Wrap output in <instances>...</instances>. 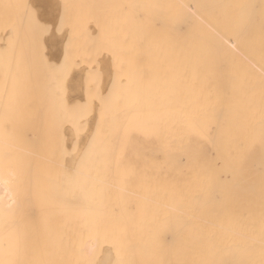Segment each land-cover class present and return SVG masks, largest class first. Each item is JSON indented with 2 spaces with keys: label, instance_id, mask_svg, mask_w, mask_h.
Masks as SVG:
<instances>
[{
  "label": "bare ground",
  "instance_id": "bare-ground-1",
  "mask_svg": "<svg viewBox=\"0 0 264 264\" xmlns=\"http://www.w3.org/2000/svg\"><path fill=\"white\" fill-rule=\"evenodd\" d=\"M99 1L101 7L106 4ZM126 1L128 5L161 7L124 9V15L129 14L130 25V44L126 46L130 47L129 73L114 76V82L108 84V98L101 107H94L89 87L86 89L81 83L84 91L77 76L70 75L74 76L69 85L72 89L68 86L72 93L69 94L66 86L68 81L65 85L68 89L63 92L67 128L58 145H53L58 146V152L67 154L64 160H51L47 156L37 159L34 147L29 145L32 140L28 139H18L17 145L3 152L7 155L3 154L6 165L5 168L1 165L4 169L0 172V259L5 264L17 261L20 264H220L222 261L264 264L259 169L264 151L259 134L261 120H264L262 0ZM87 3L89 1L83 7L87 8ZM92 5V10L100 8ZM92 5L86 11L81 7L85 16L91 12ZM51 6L49 3L43 6L45 14L52 12ZM60 10L63 12L62 8ZM90 14L82 16L84 26ZM42 16L46 18L44 12ZM5 21L0 27V107L11 108L18 104L30 108L61 107L53 87V75L45 76L36 69L33 88L21 84V71L17 68L22 60L21 46L24 48L27 44L24 42L23 46L24 38L21 41L23 25L15 29ZM89 26H86L88 33L92 32ZM60 27L62 29V25ZM29 29L33 31L35 27H28L26 38L29 33L32 37ZM68 29L69 26L67 32ZM128 29L126 26L124 36ZM146 33L150 34V40H144ZM111 37L107 39V35L108 44L113 40ZM91 38L90 42L96 37ZM47 39L48 45L51 40ZM113 43L115 45V40ZM57 47L56 50L49 48L56 53L61 50ZM64 47L68 48L66 44ZM48 51L45 52L49 54ZM60 53L59 56L63 54ZM52 57L55 59L54 54ZM13 68L19 71L16 75L14 69L16 81ZM83 97L89 100V107L85 106L86 99L85 105L81 102ZM222 135L244 142L245 167L251 177L248 184L234 189L226 197L215 194L219 178L210 170L219 155L207 152L202 169L208 170L193 174L186 152L189 144L203 145L209 136L219 140ZM96 136L100 158L94 161V167L107 181L106 203L102 205L96 199L73 191L57 195L66 170L79 163L83 149ZM37 146L44 155L50 151V145L45 143L39 142ZM10 194L15 204L14 215L8 218L14 226L9 228L5 226V210L12 203Z\"/></svg>",
  "mask_w": 264,
  "mask_h": 264
},
{
  "label": "rangeland",
  "instance_id": "rangeland-1",
  "mask_svg": "<svg viewBox=\"0 0 264 264\" xmlns=\"http://www.w3.org/2000/svg\"><path fill=\"white\" fill-rule=\"evenodd\" d=\"M40 1V3H38ZM0 0V27L2 26V23L6 20L7 21V24L8 23H10L9 25L12 27H14L15 29H17V25H20V26H22V29H21V27H20V29L22 30V32L24 33H22L21 32V41L23 40L22 38H24V41H22L23 42V46H24V42H26L27 44H25L26 45V47H22L21 46V49H23L22 50V52H21V50H20V52L22 53V56H21V62H20V65H19V68H17L18 70L20 69V71L21 72H19L17 69H15V68H13V71H12V73H13V76H14V69H15V74L16 75H18L17 73H16V71H18L19 72V76L21 77V84H24V85H29V86H31V89L33 88V85H34V81H35V76L37 75L36 73H37V71H36V69H39V72L40 73H43V75H45V76H48V75H55V72H56V70L58 69V67L60 66V65H63V62H64V64H65V60H67V67L68 68H66V70H65V72H64V88H66V89H64L63 90V92L65 91V90H67L70 86L69 85H71V79H72V77H74V76H77V81H78V83H80V85H81V87H82V89H84V91L86 90V89H88V87H89V90L91 91V94H89L90 95V98H91V100H93V102H94V107H96V106H100L101 107V104H102V102H106V99L108 98V95H107V93L106 92H109V90H110V85H111V83H113L114 82V80H115V77L114 76H118V75H122V74H127V76H128V73H129V64H130V47L128 48H126V46H128L129 44H130V25H128V23H129V14H128V16H126V15H124V14H126V11H124V9L125 10H127L124 6L125 5H128V1H126V0H118V1H115V0H102L103 1V3L105 2L106 4H103L102 6L103 7H101L100 5L101 4H99V0L98 1H95V0H91L96 6H100V8H97L96 10L94 9V10H92V8H94L93 7V3L90 1V0H79V2H78V0H50L51 2H49V0H44V2H43V0ZM44 3V5L46 6L47 5V3H49L50 5H52L51 6V9H53L52 10V12L50 13V14H45V7H43L44 5H42L43 3ZM60 1H61V3H60ZM84 1V2H83ZM89 1V3H92V4H89V3H87L88 5H87V8L89 7V5H92V7H90L91 8V10H89V11H94L93 13H94V16H95V14L96 13H99V14H96V16L94 17L93 16V13H88V14H90V16L89 17H87V20H88V23H87V25H90L89 27H90V29L92 30V32L91 31H89L90 33H88V30H86L87 29V25L86 26H84V24H86V23H84L85 22V19H84V17H82L83 15L85 16V13L83 12V9L86 11V7H83V6H86V2H88ZM95 1V2H94ZM109 1V2H108ZM115 1V2H114ZM120 1H121V3H120ZM125 3H124V2ZM54 2V3H53ZM58 2V3H57ZM80 2H82V4L80 3ZM96 2H98V4H96ZM112 2H113V5L114 6H112ZM35 3V4H34ZM42 3V4H41ZM85 3V4H84ZM101 3V2H100ZM117 3V4H116ZM118 3H119V6H118ZM127 3V4H126ZM36 4H39V5H36ZM77 4H78V6H77ZM116 4V5H115ZM120 4H121V6H120ZM33 5V6H32ZM41 5V6H40ZM62 5V6H61ZM65 5H67V8H65ZM108 5V6H107ZM110 5V6H109ZM57 6H59V7H57ZM61 6V7H60ZM43 7V8H42ZM59 9H57V8ZM78 9H77V8ZM83 9H82V8ZM106 7V8H105ZM109 7V8H108ZM62 8V10H63V12H61V9ZM101 8H102V11H101ZM43 9H44V11H43ZM79 9L81 10V11H79ZM89 9V8H88ZM87 9V10H88ZM99 9V10H98ZM117 9H119V10H121V11H117ZM41 10V11H40ZM113 10H114V12H113ZM21 11V12H20ZM58 11V13H59V16H58V13L57 14H55L56 12ZM60 11V12H59ZM88 11V12H89ZM13 12V13H12ZM29 12H31V13H34L38 18H39V20H40V23L41 24H45V25H48V29H50L51 31L50 32H48L49 33V36H50V38L51 39H49L48 37L49 36H47V32H42V31H39V30H37L36 28L34 29V24H31L32 23V20H31V16L29 15ZM41 12V13H40ZM43 12H44V15H46V18L44 17V16H42L43 15ZM83 12V13H82ZM103 14H102V13ZM113 12V13H112ZM116 12H117V14H116ZM121 12V13H120ZM124 12V13H123ZM19 13V14H18ZM82 13V14H81ZM55 14V15H54ZM61 14H62V18L60 17L61 16ZM78 14H79V18H77L78 17ZM80 14H81V16H80ZM87 13H86V16L88 15ZM105 14H106V16H105ZM115 14V15H114ZM19 17H17V16ZM49 15V16H48ZM21 16V17H20ZM25 16V17H24ZM42 16V17H41ZM85 16V17H86ZM99 16V17H98ZM115 16H116V19H115ZM124 16H125V18H124ZM43 18V19H41V18ZM49 17V18H48ZM59 17L61 18V19H59ZM65 17V18H64ZM82 17V18H81ZM94 17V18H93ZM20 19V20H19ZM23 19H25V20H23ZM44 19H46V21L44 20ZM49 19H50V21H49ZM58 19V20H57ZM63 19V20H62ZM72 19V20H71ZM80 19H82V21L83 22H81V20ZM97 19V20H96ZM102 19V20H101ZM105 19V20H104ZM127 19V21H126V23H124L125 22V20ZM56 23H54L53 21ZM59 20H62V22L60 23V25H62V29H61V27H60V25H58V23H59ZM78 20V21H77ZM94 20H96V24L94 23L95 21ZM114 20H115V22H114ZM120 20V21H119ZM5 21V22H6ZM18 21H20L21 22V24H19V22ZM80 21V22H79ZM89 21L91 22V23H89ZM97 21H99V22H97ZM103 21V22H102ZM122 21V22H121ZM18 22V23H17ZM23 22H24V24H23ZM49 22H51V23H49ZM58 22V23H57ZM65 22V23H64ZM92 22L94 23V24H92ZM108 22V23H107ZM26 23V24H25ZM47 23V24H46ZM81 23V24H80ZM97 23H98V29L96 30L95 29V27L97 26ZM116 23H117V25H116ZM121 23H123V25L124 26H122V24ZM5 24V23H4ZM7 24H5V25H7ZM49 24H51V26H49ZM54 24H55V26H54ZM4 25V26H5ZM24 25H25V27H24ZM58 25V27H56ZM65 25V26H64ZM82 25V26H81ZM92 25V26H91ZM96 25V26H95ZM102 25H103V27H102ZM115 25V26H114ZM27 26V27H26ZM30 26V28H31V26H33V31H31L30 29H29V31L30 32H32L31 34H32V37H33V40H31L32 39V37H31V35H30V33H29V36L26 38L25 37V34H27L28 33V27ZM64 26V27H63ZM69 26V33L67 32V27ZM84 26V27H83ZM121 26V27H120ZM126 26H127V29H128V27H129V29H128V33L127 34H125V36L123 35L124 34V32H127L126 30L124 31V29H126ZM3 27V26H2ZM1 27V28H2ZM79 27H80V29H79ZM106 27H107V29H106ZM112 27H113V30H112ZM122 27H123V29H122ZM27 29V31H25ZM55 29V31H53V33H55V35L52 33V30H54ZM57 29H59L58 31L59 32H57ZM82 29V30H81ZM111 29V30H110ZM115 29H116V31H115ZM1 30V29H0ZM61 30L63 31V30H65V32L63 31V33L65 34L66 33V35L64 36V34L61 32ZM75 32H77V33H75ZM94 30L97 32V34H96V32L94 33ZM101 30V31H100ZM103 30H105L104 32H103ZM3 31V30H2ZM101 33H100V32ZM116 32V35L118 34L117 32H120V34H118L117 36H115V34H114V32ZM27 32V33H26ZM42 32V33H41ZM57 32V33H56ZM79 32V33H78ZM106 32V34H104ZM109 32H110V34H109ZM112 32V33H111ZM38 33V34H37ZM43 33H47L46 35H43ZM51 33V34H50ZM61 33L63 34V35H61ZM91 33L93 34V36L91 35ZM108 33V34H107ZM52 34L54 35V38H52L53 36H52ZM57 34V35H56ZM59 34H60V36H59ZM68 34H69V36H68ZM78 34V35H77ZM83 34V35H82ZM86 34H88V35H90L89 37H90V40L92 39L91 37H94V35H95V37L97 38H93V40L90 42V40H89V38H87L88 37V35H87V37H85V35ZM101 34H102V36H103V34L106 36H103V37H101ZM112 34H113V36H112ZM129 34V35H128ZM37 35V36H36ZM80 35H82V36H80ZM107 35H108V38H107ZM27 36V35H26ZM40 36V37H39ZM56 36V37H55ZM57 36H59V37H57ZM100 37V38H98V37ZM112 36V37H111ZM62 37V38H61ZM63 37H65V38H63ZM69 37V38H68ZM85 37V38H84ZM109 37H111V38H113V40H115V45H114V43H113V45L111 44L112 42H113V40L111 41V43L109 42V44H108V42L107 41H105L106 40V38L107 39H109ZM114 37H116V39L118 40H116V39H114ZM30 38V39H29ZM49 40H48V39ZM57 38H59L60 40H62V41H59V39H57ZM67 38H68V41H66L67 40ZM85 40H84V39ZM102 38H104L103 40L104 41H102ZM111 38H110V40H111ZM124 39V42H123V39ZM46 39L48 40V41H50V42H48V45H49V47H51V49H53V50H56L55 48H56V46H58L57 48H60L61 50H57L58 51V53H57V51H56V53H55V51H53V50H51L49 47H48V45H47V43H46ZM53 39V40H52ZM58 40L60 43H61V45H60V43H59V45L61 46V47H59V45H58V41H55V40ZM66 39V40H65ZM121 39H122V42H121ZM126 39V40H125ZM26 40V41H25ZM29 40H31V43L29 42ZM65 40V41H64ZM83 40H84V42H83ZM88 40V41H87ZM120 40V41H119ZM129 41V42H128ZM13 42H17L16 41V39H15V37L13 38ZM90 43L89 45L88 44H86V43ZM101 42V43H100ZM106 42V43H105ZM30 43V44H29ZM50 43L52 44V46H50ZM122 43V44H121ZM125 43V46H123L122 47V45ZM56 44V45H55ZM65 44H66V46H68V48L66 49V47H64L65 46ZM91 44L93 45V46H91ZM106 44H108V46L106 45ZM120 44V45H119ZM82 45V46H81ZM116 45H118V46H116ZM85 46H87V48H88V50H90L89 52H88V50H86L87 48H85ZM103 46H106V47H103ZM109 46H111V47H109ZM113 46V47H112ZM47 47V48H46ZM62 47H64L65 49H63ZM125 47V48H124ZM40 48V49H39ZM85 48V49H84ZM92 48V49H91ZM95 48H97L96 50H95ZM106 48V49H105ZM112 48V49H111ZM114 48V49H113ZM71 49H72V51H71ZM108 49L110 50V51H108ZM49 50V51H48ZM83 50V51H82ZM85 50H86V53H85ZM115 50V51H114ZM122 50H123V53H122ZM48 51L49 52V54L48 53H46V52ZM51 51V52H50ZM62 51L63 52V54H61L60 52ZM65 51V52H64ZM91 51H92V53H91ZM96 51V52H95ZM111 51H114V53H112ZM125 51V52H124ZM33 52V53H32ZM68 52V53H67ZM69 52H71V53H69ZM59 53L61 54V56H59ZM95 53V54H94ZM103 53V54H102ZM111 53V54H110ZM120 53H122V55H124V57L123 56H121V54ZM39 54H40V56H39ZM50 54H52V55H50ZM53 54H54V57H55V54H57L58 56H59V58L56 56L55 57V59L52 57L53 56ZM91 54V55H90ZM107 54V55H106ZM96 55H98V56H96ZM102 55V56H101ZM48 56V57H47ZM110 58H109V57ZM122 58H121V57ZM52 57V58H51ZM61 57H63V58H61ZM65 57V58H64ZM67 57V58H66ZM74 57V58H73ZM84 57H85V59H84ZM93 57H95V58H93ZM103 57H104V60L105 61H103ZM37 58L39 59L38 60V64H36V60H37ZM99 58V59H98ZM116 58V59H115ZM124 58V59H123ZM36 59V60H35ZM52 59H54V60H52ZM58 59V60H57ZM60 59V60H59ZM63 61H62V60ZM74 61V62H72L71 63V61L72 60ZM88 59V60H87ZM94 59V60H93ZM96 59V60H95ZM123 59V60H122ZM75 60H76V63H75ZM51 61H54V62H51ZM58 61V62H57ZM62 61V62H61ZM89 61V62H88ZM95 61V62H94ZM97 61V62H96ZM102 61H103V63H102ZM110 61V62H109ZM62 64H61V63ZM79 62H80V65H79ZM83 63V67H82V63ZM99 62V63H98ZM123 62V63H122ZM126 62V63H125ZM53 63H55V64H53ZM74 63H75V66H74ZM77 63H78V65H77ZM94 63V64H93ZM100 63H102V64H100ZM105 63V64H104ZM108 63V64H107ZM125 63V64H124ZM57 64V65H56ZM87 64V65H86ZM96 64H97V67H96ZM111 66H110V65ZM113 64V65H112ZM108 65V66H107ZM51 66V67H50ZM73 66V67H72ZM92 66V67H91ZM95 66V67H94ZM107 66V68H104V69H102L103 67H106ZM119 66V67H118ZM14 67H15V65H14ZM56 69H55V68ZM72 67V69L70 70V68ZM75 67H79L78 69L77 68H75ZM82 67V68H81ZM85 67V68H84ZM93 67H94V69H93ZM96 68V69H95ZM77 69V70H76ZM79 69H81V70H83V71H81V70H79ZM88 69V70H87ZM101 69V70H100ZM108 69V70H107ZM110 69V70H109ZM31 70V71H30ZM96 70V71H95ZM100 70V71H99ZM112 70H113V72H112ZM126 70V71H125ZM128 70V71H127ZM69 71V72H68ZM71 71H75V72H71ZM85 71V72H84ZM101 71H104V72H101ZM108 71V72H107ZM119 71V72H118ZM83 72V73H82ZM89 72V73H88ZM99 72V73H98ZM100 72H101V74H100ZM121 72V73H120ZM124 72V73H123ZM127 72V73H126ZM22 73V74H21ZM67 73V74H66ZM93 73H95V76H93ZM104 73V74H103ZM67 75V78H66V75ZM74 75V76H70V75ZM78 74V75H77ZM80 74V75H79ZM84 74H86V76L87 77H84ZM110 75V77H108L109 75ZM15 75V76H16ZM81 75H82V77H81ZM97 75V76H96ZM104 75V76H103ZM15 76H14V80L16 81V78H15ZM90 76V77H89ZM98 76H100V77H98ZM17 77V76H16ZM70 77V78H69ZM85 80V81H81V80H83V79ZM104 78V79H103ZM123 79H124V77H122ZM66 79V80H65ZM112 79V80H111ZM100 80V81H99ZM112 81V82H109V81ZM67 81H68V83L69 84H67ZM70 81V82H69ZM66 82V83H65ZM86 82V83H85ZM102 83V84H100V83ZM104 82V83H103ZM83 85H86L87 87H86V89L84 88L85 86H82V84ZM85 83V84H84ZM118 83V82H117ZM67 84V85H66ZM108 84H110V85H108ZM68 87H66V86ZM91 86V87H90ZM97 86V87H96ZM102 87H103V89H102ZM71 88V87H70ZM68 89V91H69V94L70 93H72V88L71 89ZM91 88H92V90H91ZM94 88V89H93ZM99 88V89H98ZM107 88V89H106ZM82 89H80L81 90V92H84V91H82ZM98 91H97V90ZM113 89H115L114 87H113ZM89 90H87V91H89ZM101 90V91H100ZM68 91H67V93H68ZM102 91H103V93H102ZM105 91V92H104ZM66 92V91H65ZM90 93V92H89ZM95 94V95H94ZM105 95V96H104ZM104 97H105V99H104ZM98 98V99H97ZM83 101H81V102H83V105H85V103L86 102H88L89 100L88 99H86V98H84L83 97ZM85 99L87 100V101H85ZM96 102H95V101ZM100 100V101H99ZM84 101H85V103H84ZM99 101V102H98ZM96 103V104H95ZM82 104V103H81ZM82 105V106H83ZM88 105V106H87ZM103 105V104H102ZM73 105H71V107H72ZM85 106H87V107H89V102H88V104L86 103V105ZM84 106V107H85ZM70 107V106H69ZM127 107V106H126ZM10 109V111H8L7 109ZM13 110H14V108L15 107H11ZM11 108H8V107H0V172L5 168V165H6V159H5V157L3 158V154H6L7 152H6V149L8 148V147H10V146H14V145H17V140L18 139H13L12 137H11V135H10V130H9V127H6V126H3V123H4V118H5V113H11ZM25 108V110H26V112H27V114H28V117H29V120H28V123H27V127H26V131H25V135H23V137L22 138H20V139H28V140H32V143L31 144H29V145H31L32 147H34V150H33V154L35 155V156H38L37 157V159H39V158H41L42 156H47V157H51V160H64V158H65V156L67 155L66 153L64 154V152H58L57 150H56V148L58 147H53V145L54 146H56V144L57 143H59L60 141H61V139L63 138V131H65V128H67V107H24ZM12 110V111H13ZM54 110H55V112H54ZM5 111V112H4ZM30 113V114H29ZM53 114V115H52ZM4 116V118L2 119V117ZM52 116H53V118H52ZM55 117V118H54ZM53 119V120H52ZM55 119V120H54ZM49 121V123H48V121ZM30 121V122H29ZM53 121H55V124H53ZM51 122H52V124H51ZM43 123V124H42ZM29 124V125H28ZM48 124V125H47ZM29 127V128H28ZM34 127V128H33ZM30 128H31V130H30ZM38 128V129H37ZM33 129H35V130H33ZM27 130L29 131V133L27 132ZM33 131V132H32ZM48 131H49V133H48ZM35 132V133H34ZM57 132V133H56ZM66 132H67V130H66ZM29 135H28V134ZM40 134V135H39ZM53 135V136H52ZM58 135V136H57ZM25 136V137H24ZM27 137V138H26ZM33 137V138H32ZM45 138V139H44ZM9 140V142H7V144H6V141H4V140ZM39 142H41V143H45L47 146L48 145H50V151H49V153L47 152V154H43V151L37 146V143H39ZM53 142V143H52ZM52 143V144H51ZM6 144V145H5ZM58 145V144H57ZM2 149H3V151H2ZM2 151V152H1ZM3 152H6V153H3ZM1 154H2V156H1ZM53 154V155H52ZM7 155V154H6ZM54 156V157H53ZM5 159V160H4ZM1 165H3L4 166V168H2L3 166H1ZM0 228H1V226H0ZM1 231V230H0ZM0 234H1V232H0Z\"/></svg>",
  "mask_w": 264,
  "mask_h": 264
},
{
  "label": "snow or ice",
  "instance_id": "snow-or-ice-1",
  "mask_svg": "<svg viewBox=\"0 0 264 264\" xmlns=\"http://www.w3.org/2000/svg\"><path fill=\"white\" fill-rule=\"evenodd\" d=\"M264 5V0H262ZM125 8L135 9H153L159 8L161 5L156 4H135L125 5ZM67 8V5H65ZM31 20L35 28L42 32H47L48 26L41 24L39 18L29 12ZM140 18L143 19V13ZM150 34L144 35V40H150ZM67 68V60L65 64L60 65L56 70L53 87L56 95L60 99L61 107L63 108L64 97V72ZM7 89V82L5 84ZM29 117L22 104H18L11 113H5L4 123L6 127L10 129V135L13 139H20L23 137L26 131V126ZM260 144L262 150H264V120L260 123ZM218 154L219 158L215 161V164L211 167V171L214 176L218 177L217 188L215 194L220 196L231 195L234 189L242 188L251 181L249 172L245 167V144L243 141L232 136L222 135L218 140L214 137H208L205 139L203 145L189 144L186 148L187 158L190 160L192 166V173H198L201 170L207 171L208 169H202V165L207 158V152ZM100 158L98 151V136L93 137L92 142L89 143L82 151L78 164H73L68 168L62 177L57 195L63 194L65 191L79 192L82 196L96 199L102 205L107 201V193L105 192L106 179L101 175L100 171L94 167V161ZM260 169V196H261V214L264 219V151H262V158L259 164ZM9 199L12 203H9L6 207V227H13L14 225L8 221L12 215H14L13 205L15 200L12 199L11 194ZM0 264H5V261L0 259ZM16 264H20L19 261ZM220 264H236L234 261H222Z\"/></svg>",
  "mask_w": 264,
  "mask_h": 264
}]
</instances>
